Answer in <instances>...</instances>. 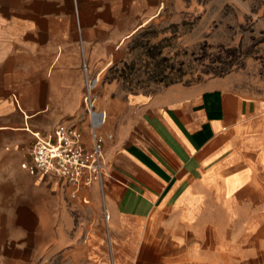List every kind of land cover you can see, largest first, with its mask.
I'll list each match as a JSON object with an SVG mask.
<instances>
[{"label":"crops","instance_id":"1","mask_svg":"<svg viewBox=\"0 0 264 264\" xmlns=\"http://www.w3.org/2000/svg\"><path fill=\"white\" fill-rule=\"evenodd\" d=\"M166 1L0 0V264H264V90L104 81ZM58 124L97 134L101 185L22 169Z\"/></svg>","mask_w":264,"mask_h":264},{"label":"rangeland","instance_id":"2","mask_svg":"<svg viewBox=\"0 0 264 264\" xmlns=\"http://www.w3.org/2000/svg\"><path fill=\"white\" fill-rule=\"evenodd\" d=\"M140 27L116 51L105 82L148 92L226 77L264 90V0H168Z\"/></svg>","mask_w":264,"mask_h":264},{"label":"built area","instance_id":"3","mask_svg":"<svg viewBox=\"0 0 264 264\" xmlns=\"http://www.w3.org/2000/svg\"><path fill=\"white\" fill-rule=\"evenodd\" d=\"M82 70L85 74L82 104L92 126H95L103 121V115L95 113L94 92L98 79L86 75L85 65H82ZM32 136L34 142L30 148V160L21 166L22 169L35 176L58 179L75 190L93 183L102 184L106 163L103 146L93 130L90 149L82 144L78 130L66 124H58L47 137L39 134ZM104 217L107 220V215L104 214Z\"/></svg>","mask_w":264,"mask_h":264}]
</instances>
